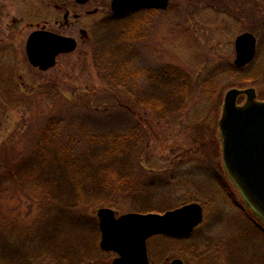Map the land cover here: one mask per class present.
<instances>
[{
	"label": "rangeland",
	"instance_id": "374dc122",
	"mask_svg": "<svg viewBox=\"0 0 264 264\" xmlns=\"http://www.w3.org/2000/svg\"><path fill=\"white\" fill-rule=\"evenodd\" d=\"M28 2L24 20L28 14L17 2L0 0V39L13 42L0 51V264H111L116 254L99 247V209H111L118 217L161 214L190 203L202 208V223L186 238L150 237L151 264L176 259L182 264H264V219L225 170L219 130L228 90L252 88L255 100L264 101V0H170L164 10L136 9L117 19L111 17L109 0H90L79 7V26L87 36L77 35L76 49L58 56L47 71L27 62V25L55 28L53 21L70 0ZM243 33L254 36L255 54L237 67L235 40ZM119 36L130 42L123 60L128 74L137 76L113 89L107 83L110 71L102 63L96 66L95 53H100L98 45L112 47ZM169 68L181 72L189 86H182L181 110L167 112L173 107L165 104L161 111L167 113L160 117L142 102L165 94L156 82L151 85L150 76ZM128 92L137 93L134 101ZM245 100L239 95L237 104ZM85 128L114 132L128 153L124 148L106 169L118 187L98 192L91 184L79 190L74 185L83 198L69 213L80 219L72 225L64 210L75 199L73 182L66 185L60 163L66 143L71 138L77 146ZM119 174L126 181H113ZM140 180L141 195L131 194Z\"/></svg>",
	"mask_w": 264,
	"mask_h": 264
},
{
	"label": "water",
	"instance_id": "95a60500",
	"mask_svg": "<svg viewBox=\"0 0 264 264\" xmlns=\"http://www.w3.org/2000/svg\"><path fill=\"white\" fill-rule=\"evenodd\" d=\"M81 4L88 0H78ZM168 0H112L111 10L119 15L138 8L165 9ZM255 38L243 33L235 40V66L250 62L255 54ZM76 48L70 38L49 33H33L27 42L28 59L33 66L45 71L54 66L55 57ZM239 95H245L238 105ZM222 139V161L229 177L243 198L264 218V101L255 100L252 88L230 89L224 96L219 120ZM99 219V247L114 252L111 264H151L147 240L158 234L188 236L203 220L202 208L190 203L164 213H128L118 217L114 211L101 208ZM171 264H182L178 259Z\"/></svg>",
	"mask_w": 264,
	"mask_h": 264
},
{
	"label": "trees",
	"instance_id": "16d2710c",
	"mask_svg": "<svg viewBox=\"0 0 264 264\" xmlns=\"http://www.w3.org/2000/svg\"><path fill=\"white\" fill-rule=\"evenodd\" d=\"M125 16H128V15H125ZM114 18L117 19L118 17H114ZM129 43H130L129 40L126 39V37L120 38L119 36L116 39V41L114 40V42L112 43L113 44L112 47H109V46L102 47L101 45H98L99 48L101 49L100 53H95V55L97 54L96 66L99 67L100 64L102 63V65L106 66L107 69L110 71L107 83L113 89L120 87V86H124L128 82L127 79H129L130 77L137 76V74L135 73H133L134 76H131V74H128V71H127L128 61L125 62L123 60V58H127L129 56V51L127 49L129 47ZM119 54L121 57H119ZM105 57L107 61L106 64H104ZM110 58H112L113 60H111ZM231 69L236 70L237 68H231ZM124 73H125V76L123 75ZM138 73H141V72H138ZM181 77H182V73L179 71H176L175 68H169V71H165V72L159 71V72L153 73L152 76H150V80L152 81L151 85H154V83L156 82L160 86L159 88L165 91L166 95L161 94L162 96L160 97L158 96V99H154L155 101H152L151 103H147V102H142V103H146L147 107H149V111L151 112L159 111L160 117H164L167 112L172 113V112L180 111L181 107L183 106V98H181V92L183 89H186L185 87L182 88V86L184 85L189 86L188 82H186L187 85L184 83L186 81V78L184 80ZM182 83L184 84L182 85ZM187 91L188 89L186 90V92ZM168 93H170L171 96H169ZM128 94H130L129 97L127 94L126 95L130 101L132 100L134 101L137 97L136 92H135L136 95L132 92H128ZM148 100H149V97H148ZM170 103H171V107H173V108H170L171 109L170 111H167V112L161 111L164 109L165 104L167 106V105H170ZM155 108L157 110H155ZM54 116H56L55 118L59 117V119H61L60 115L58 116L55 114ZM51 117H49V119H51ZM46 133L47 132H45L44 134H41V138L43 136L45 137ZM119 136H124V135H119ZM120 140L121 138L116 136L115 133L112 131H108L106 133H101V132L91 133L85 128V130L81 132V137L78 138V141L74 143V145H77V146L78 144H84L83 145L84 150H79L76 152L77 146H73V144L71 143L72 142L71 138L66 143V146H65L66 153L63 156L65 157L64 158L65 161L61 162L60 163L61 165L58 163L57 166L59 167L60 165V169L63 172H65L67 176V178H65L64 180L66 181L65 182L66 185H67V182H73L72 191H70V193L74 195L75 199H72L73 204L69 206H65V210H64L66 212L65 215L68 214L69 216L68 219L69 221H71V222L66 221L67 224L70 223L73 225L74 222H77V220L80 222L79 218H74L70 216L69 213L72 211V208L73 206H75V203L79 204L78 199L83 198L80 195L81 189L80 191H78L79 188H81L83 183L85 185L86 184L93 185L95 190H97L98 192H100L101 190H106L107 188L113 189L119 186V185H116V186L113 185L112 181L110 180L111 174L109 172H106V169L108 168L110 160L113 156H117L120 153H122L124 148L126 150V153H128L126 147L124 146V141H120ZM139 144H140V140L137 141V143H135L133 146H131L129 153L131 154L132 150L134 149V146L139 145ZM49 150L51 151L52 149H49ZM106 152L111 153V154L106 155L107 154ZM122 161H124V159ZM124 163L125 161L123 162V164ZM68 167H73L75 171L69 170ZM123 179H125V176L119 174L116 177H114L113 181H123ZM140 183H141V180L139 184H137V187L135 186L133 188L134 190L131 189V194L137 193V195H141V193H139V190H138V188H141ZM74 185L75 186L80 185V187H77L78 190H75ZM128 193L130 194V191ZM103 195H105V191H103ZM97 234H95V236Z\"/></svg>",
	"mask_w": 264,
	"mask_h": 264
},
{
	"label": "flooded vegetation",
	"instance_id": "af4514ba",
	"mask_svg": "<svg viewBox=\"0 0 264 264\" xmlns=\"http://www.w3.org/2000/svg\"><path fill=\"white\" fill-rule=\"evenodd\" d=\"M15 2H21L22 0H14ZM24 2V6H21L20 3H18L16 6L19 10H23L25 13L28 14V16H26L24 18L27 19L29 18V13H30V4L29 2L27 3V0H23ZM90 0H88L86 3L84 4H81L78 0H70V3H69V6L70 7H65L64 8V11H63V14L61 16V18L57 19V20H54L53 21V24L56 26L55 28H50L48 26V23H43L42 25H37L34 29L32 28V23L29 22L28 23V28L31 29L29 31V33L25 36V39H24V43H23V51L26 55V58H27V62L34 68H37L38 70H40L39 67H35L32 65V63L29 61L28 59V53H27V42H28V39L29 37L33 34V33H36V32H43V33H49V34H52L54 36H60V37H63V38H70V39H73L74 41H76V36L78 35H81L83 37H86L87 36V33L85 30H83L80 26H79V17H80V12H79V7L82 6V5H85L89 2ZM112 0H109V8H110V3H111ZM170 1V0H169ZM96 10H94L95 12ZM14 23L18 22V21H21V18L20 19H16L14 18L12 20ZM26 26V27H27ZM10 43L13 44V42H9V40H7V38H2L0 39V51H3L5 52L7 47L10 46ZM1 53V52H0ZM63 54H66V53H62V54H59L58 56H61ZM58 56L55 57V65H56V61H57V58ZM54 65V66H55ZM42 71V70H40Z\"/></svg>",
	"mask_w": 264,
	"mask_h": 264
}]
</instances>
